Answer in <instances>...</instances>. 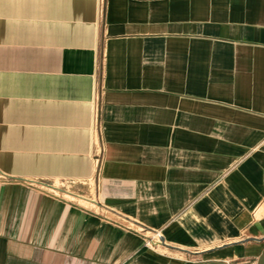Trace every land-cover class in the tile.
I'll return each instance as SVG.
<instances>
[{"label":"crops","instance_id":"1","mask_svg":"<svg viewBox=\"0 0 264 264\" xmlns=\"http://www.w3.org/2000/svg\"><path fill=\"white\" fill-rule=\"evenodd\" d=\"M263 238L264 0H0V264H257Z\"/></svg>","mask_w":264,"mask_h":264},{"label":"water","instance_id":"2","mask_svg":"<svg viewBox=\"0 0 264 264\" xmlns=\"http://www.w3.org/2000/svg\"><path fill=\"white\" fill-rule=\"evenodd\" d=\"M263 240H264V238H263ZM257 264H264V248H263V250H262V252L258 258Z\"/></svg>","mask_w":264,"mask_h":264},{"label":"bare ground","instance_id":"3","mask_svg":"<svg viewBox=\"0 0 264 264\" xmlns=\"http://www.w3.org/2000/svg\"><path fill=\"white\" fill-rule=\"evenodd\" d=\"M71 192V191H70ZM67 196V195H66ZM77 199V198H76ZM78 201H80V200H78ZM82 203V202H81ZM83 204V203H82ZM132 223V222H131Z\"/></svg>","mask_w":264,"mask_h":264},{"label":"built area","instance_id":"4","mask_svg":"<svg viewBox=\"0 0 264 264\" xmlns=\"http://www.w3.org/2000/svg\"><path fill=\"white\" fill-rule=\"evenodd\" d=\"M158 241H161V238H159Z\"/></svg>","mask_w":264,"mask_h":264}]
</instances>
